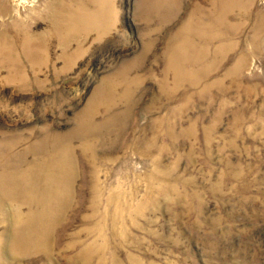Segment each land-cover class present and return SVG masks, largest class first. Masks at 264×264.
<instances>
[{"label":"rangeland","instance_id":"374dc122","mask_svg":"<svg viewBox=\"0 0 264 264\" xmlns=\"http://www.w3.org/2000/svg\"><path fill=\"white\" fill-rule=\"evenodd\" d=\"M0 264H264V0H0Z\"/></svg>","mask_w":264,"mask_h":264}]
</instances>
